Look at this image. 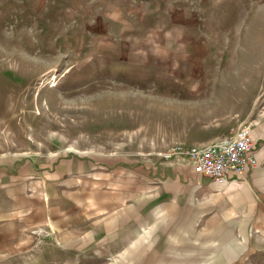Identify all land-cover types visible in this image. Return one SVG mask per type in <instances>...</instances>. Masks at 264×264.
I'll use <instances>...</instances> for the list:
<instances>
[{"label":"rangeland","instance_id":"obj_1","mask_svg":"<svg viewBox=\"0 0 264 264\" xmlns=\"http://www.w3.org/2000/svg\"><path fill=\"white\" fill-rule=\"evenodd\" d=\"M245 124L243 183L162 155ZM0 264H264V0H0Z\"/></svg>","mask_w":264,"mask_h":264},{"label":"built area","instance_id":"obj_2","mask_svg":"<svg viewBox=\"0 0 264 264\" xmlns=\"http://www.w3.org/2000/svg\"><path fill=\"white\" fill-rule=\"evenodd\" d=\"M251 124L240 126L230 138L203 144L176 143L162 152L165 159L184 157L198 174L219 184L227 181H247V168L257 164L253 152Z\"/></svg>","mask_w":264,"mask_h":264},{"label":"crops","instance_id":"obj_3","mask_svg":"<svg viewBox=\"0 0 264 264\" xmlns=\"http://www.w3.org/2000/svg\"><path fill=\"white\" fill-rule=\"evenodd\" d=\"M251 132H252V137L254 141V149L253 152L256 156L257 163H258V157H259V137L256 136V132L254 131L253 126H251ZM79 160V159H78ZM75 159L72 161H67L69 162V165H67L66 169H63V172H60L58 170H49L47 167H36V179L38 183H48L47 187L53 188V192L58 191L59 185L60 186H67L68 188L72 189V187L75 189H83V187H88L89 183H108L107 178L102 177V175H95L94 171L95 168L94 165H90L88 162H74ZM185 166V175L190 176L191 180L194 183H197L199 185L203 184H212V185H228V184H238V183H243L239 181H227L224 184H219L216 182L214 179L200 175L197 173L195 170L193 164L190 162L184 163ZM256 165L250 166L247 168V178H250L252 173L256 170ZM62 176V177H61ZM186 176V177H187ZM119 180L122 179V175H119ZM137 182V181H135ZM90 191V190H89ZM88 191V192H89ZM84 193V192H83ZM87 193V192H85ZM83 194L84 196L86 194Z\"/></svg>","mask_w":264,"mask_h":264},{"label":"bare ground","instance_id":"obj_4","mask_svg":"<svg viewBox=\"0 0 264 264\" xmlns=\"http://www.w3.org/2000/svg\"><path fill=\"white\" fill-rule=\"evenodd\" d=\"M232 90V89H231ZM262 174V173H261ZM243 186V185H242Z\"/></svg>","mask_w":264,"mask_h":264}]
</instances>
